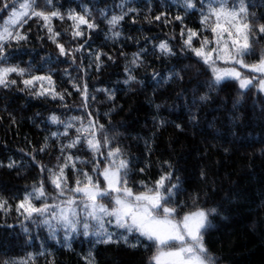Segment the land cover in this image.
Here are the masks:
<instances>
[{
	"label": "trees",
	"instance_id": "16d2710c",
	"mask_svg": "<svg viewBox=\"0 0 264 264\" xmlns=\"http://www.w3.org/2000/svg\"><path fill=\"white\" fill-rule=\"evenodd\" d=\"M4 2L0 0V7ZM54 2L64 13L91 9V19L98 27L88 30L81 26L84 35L73 38V21L67 16L53 19L52 26L60 33L58 42L66 49L84 44L81 52L74 53L75 63L71 56L59 55L47 30L35 19L23 29L29 39L8 49L9 63L25 68L31 65L39 70L38 74H51L56 91L64 93V99L36 97L22 90V84L0 88V162L7 165L13 160L18 165L12 169L0 167V198L7 200L10 209L0 210V264L29 254H36L35 264H86L84 257L90 250L95 264H148L151 250L142 246L133 249L123 243L94 244L91 237L74 235L69 248L63 232L50 238L47 228L25 221L16 211L25 192H30L42 175L46 191L54 194L46 180L47 172L42 174L38 167L42 164L46 169L54 168L60 156L61 141L50 138L58 127L48 119L53 113L62 120L92 113L114 137L113 145L119 144L132 160L130 184L134 190L140 188L141 181L151 188L164 172L171 171L172 182L179 177L181 184L178 201L191 206L192 194L200 193L199 206L217 209L209 216L210 226L204 236L215 264H264V94L256 87L241 90L234 80H226L217 88L207 86L210 71L193 53L182 50L180 35L182 27L211 35L203 32L199 11L185 14L178 0H128L139 14L125 17L120 26L122 36L113 41L106 38L111 34L99 10H108L109 15L118 12L122 0ZM251 4L250 11L264 23V0H251ZM161 13L167 15L156 21L154 17ZM177 14L184 17L183 24L174 19ZM9 15L0 12V25ZM162 40L169 42L175 55L160 56L153 46ZM194 44L199 46V40L194 39ZM141 49L147 51L142 53L144 66L135 69L138 83L126 86L125 66L131 67L129 61ZM97 51L105 54L99 70L95 62L90 64V53ZM252 51L254 54L246 58L248 63L258 61L264 52V38L253 45ZM81 61L86 72L81 70ZM172 70L179 71L183 79L164 84L163 78ZM154 72L160 74L157 79H153ZM73 81L78 86L87 84V108ZM103 90L114 92V99H108ZM204 94L209 99L201 103L199 96ZM193 99L197 101L195 106L191 104ZM192 113L195 120L190 119ZM160 118L166 121L163 127L158 126ZM74 135L75 129L70 130L63 142ZM45 137H49V147L41 152ZM71 151L84 159L91 157L83 146ZM90 168L89 164L86 170ZM141 168L145 170L141 172ZM67 171L72 184L71 170ZM36 204L39 206L40 201ZM24 227L29 229L27 233ZM135 239L129 237L132 242ZM40 251L46 255H38Z\"/></svg>",
	"mask_w": 264,
	"mask_h": 264
},
{
	"label": "snow or ice",
	"instance_id": "6c2138e0",
	"mask_svg": "<svg viewBox=\"0 0 264 264\" xmlns=\"http://www.w3.org/2000/svg\"><path fill=\"white\" fill-rule=\"evenodd\" d=\"M184 13H200V24L203 32L211 35H203L191 28H181L182 50L190 51L211 73V79L207 86L219 87L226 80H235L241 90L257 87L264 92V52L258 61L248 63L246 58L253 55V45L264 38V23L259 22L255 13L250 11L251 0H178ZM18 3V8H17ZM199 5V8L197 7ZM118 12L109 15L108 10L101 9L99 14L108 25L106 38L113 41L122 36L121 22L126 16L138 9L132 7L128 0H122L117 5ZM10 13L8 19L0 25V88L9 89L18 84L23 85L24 91L36 97H50L53 100L63 101L64 93L56 91L55 82L51 74H38L39 70H33L31 65L27 68L9 63L8 49L13 45L26 42L29 37L23 30L29 20L35 19L47 30L48 38L56 45L60 56H71L75 63V52H81L84 44L73 49H66L58 42L59 32L52 26L53 19H67L73 21V38L82 37L84 31L94 30L95 20L91 19V9L84 7L82 12L69 10L64 13L55 5L54 0H5L0 12ZM151 11V9H149ZM166 13L156 15L154 19L160 21ZM174 19L183 24L184 17L177 14ZM169 21L165 20V23ZM133 23L135 20L133 19ZM194 39L199 40V46L194 44ZM163 58L175 55L173 48L167 40H162L153 46ZM147 49H141L134 53L129 64L125 66V79L123 83L131 86L138 83L135 69L144 66L142 53ZM95 62L96 69L101 66L103 52L90 53ZM112 60V56H108ZM224 65L221 67L220 65ZM247 69L253 75L242 74L237 69ZM81 70L86 72L81 61ZM159 73H153V79L159 77ZM14 77H18L14 78ZM182 80L179 71L172 70L163 78L167 84L173 80ZM73 87L81 92L82 103L88 107L87 84L78 86L73 81ZM108 99H114V92L103 90ZM95 100V97H91ZM209 99L207 94L199 96V102ZM197 101L193 99L191 104L195 106ZM159 110L160 105H155ZM57 130L51 133L53 141H61L60 156L54 168H45L39 164L41 173L47 172V183L54 189V194L49 195L45 188V178H42L32 186V190L26 191L23 198L16 205V211L25 221L44 226L49 232L50 238H56L60 232L64 234L67 247L71 248L70 241L73 236L82 235L85 239L93 238L94 244L121 243L133 249L143 247L151 250L148 264H215L208 251L204 236L210 226L209 216L216 213V208H204L199 206L200 193L192 194V205L184 201H178L181 193L179 177L172 182V172H164L154 185L149 188L143 181L140 188L135 189L130 184L133 162L127 156L125 150L119 144L113 145L114 137L108 135V130L95 119L92 113L87 117H70L62 120L55 113L48 118ZM155 119V118H154ZM190 119L195 120L194 113ZM85 120L87 121L85 123ZM159 127H163L166 121L163 118L157 121ZM63 131H60V127ZM180 128V125H176ZM75 129V135L63 142L64 137H69L70 130ZM45 137L44 145L39 151L44 152L48 147ZM147 141L145 144L147 146ZM80 146L91 154L90 159H84L73 149ZM35 162V155L32 156ZM164 163L168 164L167 161ZM90 170H86L88 165ZM12 169L18 167L15 161L9 160L7 165L0 162V167ZM171 168V164H168ZM68 169L71 170L73 183L69 184ZM145 169L141 168L143 172ZM205 173L201 172L203 178ZM36 201H40L37 206ZM187 209L186 211H183ZM0 210L7 212L9 209L7 200L0 198ZM27 233L29 229L24 227ZM135 236V242L129 240ZM35 255L29 254L24 259L5 260L3 264H35ZM38 255H46L40 251ZM86 264H95V256L90 250L84 257Z\"/></svg>",
	"mask_w": 264,
	"mask_h": 264
},
{
	"label": "rangeland",
	"instance_id": "374dc122",
	"mask_svg": "<svg viewBox=\"0 0 264 264\" xmlns=\"http://www.w3.org/2000/svg\"><path fill=\"white\" fill-rule=\"evenodd\" d=\"M237 69L239 70V71H241L242 72V74H244V75H248V76H251V75H253L252 73H250L247 69H240L239 68V66H237ZM229 80H231V79H229ZM235 81V80H234ZM237 82V81H236ZM237 84H238V82H237ZM238 87H239V84H238ZM257 88V87H256ZM258 89V88H257ZM261 92V91H260ZM262 94H264V92H261Z\"/></svg>",
	"mask_w": 264,
	"mask_h": 264
}]
</instances>
